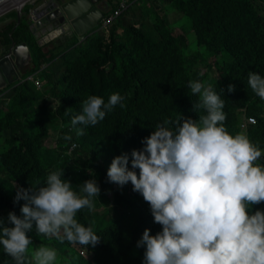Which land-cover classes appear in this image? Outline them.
Listing matches in <instances>:
<instances>
[{"label": "trees", "instance_id": "16d2710c", "mask_svg": "<svg viewBox=\"0 0 264 264\" xmlns=\"http://www.w3.org/2000/svg\"><path fill=\"white\" fill-rule=\"evenodd\" d=\"M107 1L111 3L112 10L119 5L118 0ZM158 1L144 0L142 5H153ZM200 1L173 0L178 11L196 22H206L207 29L200 44L210 47L211 51L205 53L199 63H191L188 68L174 67L179 36L162 30L163 37L157 31L158 39L144 30L124 26L121 20L110 26L108 34L88 37L81 45L78 36L73 35L63 42H53L54 48L46 52L32 34L29 12L22 16L20 23L0 34L4 38V47L28 46L31 71L45 79L52 91V98L43 99L33 83H26L12 95V108L7 110L4 99L0 101V140L3 132L11 129L7 141L10 149L8 173L5 177L0 175V218L7 221L9 212L22 216L20 209L25 201L15 200L17 190L43 186L47 175L54 170L64 169L62 179H74L78 190L84 181L95 179L100 195L114 192L115 196L114 206L102 213L94 212V219L89 217L87 208L78 211L77 221L85 227H92L101 239L95 247L63 240L66 245L57 247L62 259L57 264H85L79 255L80 249L93 252L96 264H140L145 249L137 247V241L144 230L150 229L153 236L162 231V226L154 222L150 206L143 197L141 200L133 199L126 185L113 188L115 184L107 179L108 165L94 166L84 160L82 155L87 149L83 141L75 137L71 118L80 112L81 102L88 96H101L105 102L115 92L125 97V107L115 106L103 121L88 126L85 131L90 136L108 132L112 155L127 153L130 168L132 150L143 147L141 141L154 131L157 124L165 120L175 121L180 115L196 120L204 114L202 110H192L200 98L198 94L191 93L188 84L196 81L201 67L215 70L219 73V80L213 89L225 101L226 130L233 136L246 135L264 151V99L257 96L247 83L249 71L264 76V17L256 4V1L264 3V0H205L203 5ZM156 20L155 28L166 24L161 18ZM61 49L72 50L64 61L66 65L75 67V75H65L58 83L50 66ZM212 58H215L214 64L210 62ZM229 85H234L231 92L228 91ZM8 89L1 90L0 95ZM169 97L173 99L171 107L166 104ZM250 118L257 119L255 125L249 122ZM24 122H28L27 127ZM244 123L250 127L247 134L242 130ZM50 125L58 127L56 147L61 149L41 153L39 139L49 136ZM34 133L38 136L35 137ZM65 135H70L71 140H65ZM75 144L78 148L71 155L69 151ZM77 154L80 157L76 159ZM75 159L80 165L77 168L72 166ZM123 210L133 218L128 219ZM257 210L264 211V204L253 205L250 212ZM31 240L29 263L37 245L33 236ZM0 264H14L3 245H0Z\"/></svg>", "mask_w": 264, "mask_h": 264}, {"label": "clouds", "instance_id": "9594fccd", "mask_svg": "<svg viewBox=\"0 0 264 264\" xmlns=\"http://www.w3.org/2000/svg\"><path fill=\"white\" fill-rule=\"evenodd\" d=\"M111 11L103 14L99 25ZM73 35L79 36L77 32ZM57 38L49 36L43 41L40 37L42 43L38 44L45 47ZM31 76L43 87L38 73L27 76V83L35 85ZM247 83L264 99V76L249 71ZM188 87L200 98L192 110L204 114L196 120L180 115L175 121L157 124L141 141L143 147L132 150L130 168L129 155L123 153L113 158L107 170L113 188L130 182L132 190L149 204L154 222L162 226L154 236L146 228L137 241V247L145 249L140 264H264V211L250 212L253 205L264 204V160L257 163L264 151L246 135L233 136L226 130L225 101L211 85L190 81ZM233 90L234 85H229L228 91ZM124 99L119 92L111 94L107 102L101 96H88L71 118L76 135H84L88 126L103 121L115 106L125 107ZM249 128L246 123L242 126L246 134ZM63 138L71 140L70 135ZM76 148L77 144L69 154ZM63 174L64 169L54 170L43 186L18 189L15 200L25 201L22 216L9 212L7 221L0 218V245L14 264H29L32 240L26 233L34 226L38 235L59 236L83 246L99 243L101 238L92 227L75 218L84 208L94 210L93 198L101 191L97 181H84L76 192L69 180L62 179ZM79 255L85 264H96L93 252L80 249ZM56 257L53 248L35 250L36 264H57Z\"/></svg>", "mask_w": 264, "mask_h": 264}, {"label": "rangeland", "instance_id": "374dc122", "mask_svg": "<svg viewBox=\"0 0 264 264\" xmlns=\"http://www.w3.org/2000/svg\"><path fill=\"white\" fill-rule=\"evenodd\" d=\"M48 0H36L35 2L31 3L29 8L26 10V12H29V17L31 20V26L33 25L34 21V10L40 7L43 3H45ZM59 3L63 0H57ZM119 1V0H118ZM205 2V0L200 1V3ZM65 2V1H64ZM64 2L60 3L63 4ZM102 0H99L96 3V7L100 8L101 12L104 14L106 10L111 9V3H109L110 7H107L106 3ZM258 11L261 14V16L264 17V3L260 1H256ZM203 5V3H202ZM203 8V7H202ZM25 13H22V16H24ZM204 12V9H203ZM205 14V13H204ZM206 15V14H205ZM156 18H161L162 20L166 21V24L158 27L156 25V28L154 27V23L157 24ZM121 20L124 26H131L135 27L140 30H144L148 32V34H152L155 38L160 39V35L163 37L164 32L162 30H168L172 32V34L175 36L180 37L179 46L177 47L178 52L173 58L174 67L179 65L185 68H188L190 64L199 63L200 59L205 55V53L210 52V47H203L200 44V40L202 36L205 34V31L207 27H205L206 22H196L194 19L192 20L191 17L186 16L184 13L178 11V9L173 5V0H161L160 2H157L153 5H146L143 7V5L139 8L137 11H133L129 15H125L123 17H120V19L115 20L109 25H101L94 30L88 32V34H85L84 36H78V39L81 40V45L88 37H91L93 35L98 34H108V31L110 29V26L114 24L116 21ZM19 21V13L18 11L11 12L8 15L2 17L0 19V34L2 32L7 31L9 28L14 26ZM168 28V29H167ZM160 32V35H158V32ZM119 32H122L121 30ZM79 35V34H78ZM3 39L0 36V60L5 58L9 52L12 50V48L4 47L3 45ZM39 44L42 43L40 37H37ZM46 38L43 39L45 41ZM54 46L52 44L46 45L44 47L45 52L47 50H52ZM61 53L55 60L53 64H51L50 69L53 73V77L56 82H61L63 79V76L65 75H75V67L72 65H66L64 58L68 56L72 50H65L61 49ZM218 61V60H217ZM210 62L214 64L215 58L210 59ZM219 62V61H218ZM31 61L30 57L28 61L25 63L24 68L20 70V74L22 75V79L19 76V73L11 75L12 80L17 81L13 84L7 83V85H4L3 87H0L1 90H5L9 88L6 92H2L0 95V101H3L4 104L7 107V110L13 107L14 101L12 100V95L16 94L18 91V88L21 84H26L25 78L29 76L30 74L34 73L31 71ZM196 81H200L205 86L211 85L212 87L218 82L219 80V73L215 70L210 71L206 68L201 67L199 69V73L197 74V77L195 78ZM43 81V87L42 90H37L38 92L42 93V98H52V91L45 79ZM32 85V83H31ZM116 93V92H115ZM5 96V98H3ZM7 96V98H6ZM36 104V103H35ZM57 104V102H56ZM55 104V105H56ZM168 106L171 107L173 105V99L169 97L168 101L166 102ZM53 105V106H55ZM19 120H17V123ZM24 126H28V122H24ZM49 136L46 138H40V151L41 153L48 152L52 153L54 150L61 149L60 147H56V141L59 137V132L57 131L58 127L56 125H50L49 127ZM11 135V129H7L3 132L2 138L0 140V175L2 177H5L7 172V158L10 154V149L7 146V141L10 138ZM34 136L37 137V133H34ZM76 138H80L84 145L85 149H87L86 154H83L82 156L85 157V161L89 164H92L94 166H104L105 164L110 166L114 156L112 155V151L110 148V141H109V133L108 132H101L94 136H90L86 131L85 134L82 136L75 135ZM98 153V155H97ZM76 157L79 158L80 154H77ZM96 156H98L96 158ZM75 161L72 162V166L74 168H77L80 166L79 163H76ZM264 160V152H262V158L257 161V163H263ZM139 175V172H137ZM72 183V190L79 192L77 189L78 184L72 179L70 181ZM127 192L132 196L133 199L141 200L142 195H140L137 192H134L132 190V185L129 182L126 184ZM122 195V192H121ZM132 200V199H131ZM94 202V210L89 211V217L94 219L93 214L94 212L102 213L105 212L107 209H110L114 206L115 203V196L114 192L107 193L105 195H99L98 198H93ZM125 212V210H123ZM126 213V212H125ZM127 214V213H126ZM128 219H132L133 215L127 214ZM28 236H33L36 241L37 245L33 248V253L30 257V263L29 264H36V261L34 259L35 256V250L41 246L53 248L57 252L56 259L60 262L62 261L61 256L59 255V250L57 247H63V245H66L65 242L61 241L59 236H52V237H45L42 235H38L35 231V228H33L32 231L26 233ZM47 239V240H45ZM46 243V244H45Z\"/></svg>", "mask_w": 264, "mask_h": 264}, {"label": "water", "instance_id": "95a60500", "mask_svg": "<svg viewBox=\"0 0 264 264\" xmlns=\"http://www.w3.org/2000/svg\"><path fill=\"white\" fill-rule=\"evenodd\" d=\"M35 1L36 0H0V19L11 12L18 11L20 23L22 13H25L30 4ZM76 1L79 0H63L62 2L64 3L60 4L62 3L61 1L59 3L57 0H48L35 9L34 23L30 28L33 34L37 37L47 38L52 36L53 32L60 29L59 34L55 37L73 36L75 32H77L79 36H84L97 28L103 16L100 8L95 6L99 0H81L80 3L75 5L74 2ZM85 1L89 2L88 6ZM86 7H88V10H85ZM91 10L97 11L99 17L89 29L80 32L75 23L82 20V18H87L86 15ZM37 23L39 26H37ZM30 56V51L26 44L13 46L9 54L0 60V87L7 85V83L13 84L17 81V79L12 80L10 78L11 75L19 73L20 76V70L24 68Z\"/></svg>", "mask_w": 264, "mask_h": 264}, {"label": "built area", "instance_id": "2783aa9c", "mask_svg": "<svg viewBox=\"0 0 264 264\" xmlns=\"http://www.w3.org/2000/svg\"><path fill=\"white\" fill-rule=\"evenodd\" d=\"M144 0H119V5L116 9L111 11L107 16L106 19L103 22V25H109L115 20H117L119 17H122L124 15H127L128 13H131L132 10L135 8L139 7L140 3L143 2ZM30 81L34 82L35 85L41 89L42 88V83L40 80H35L34 76H31L29 78ZM250 123H255L257 122L256 118H250L249 119ZM248 126V123H247ZM246 127V126H245ZM244 127V128H245Z\"/></svg>", "mask_w": 264, "mask_h": 264}, {"label": "bare ground", "instance_id": "6f19581e", "mask_svg": "<svg viewBox=\"0 0 264 264\" xmlns=\"http://www.w3.org/2000/svg\"><path fill=\"white\" fill-rule=\"evenodd\" d=\"M80 1L81 0L74 2L75 5L80 3ZM85 3H86L87 6L89 5L88 1H85ZM85 10H88V7H86ZM86 16H87V18H85V19L82 18V20L77 21L75 23L76 27L79 29L80 32H84L85 30L89 29L93 25L95 20L99 17V13L97 11H92L91 10V11H89V13ZM37 26H39V24ZM63 28H65V27H63ZM59 32H60V29H58L57 31L53 32L52 37H54L57 34H59Z\"/></svg>", "mask_w": 264, "mask_h": 264}, {"label": "crops", "instance_id": "0c3cea01", "mask_svg": "<svg viewBox=\"0 0 264 264\" xmlns=\"http://www.w3.org/2000/svg\"><path fill=\"white\" fill-rule=\"evenodd\" d=\"M103 2H105L106 3V5H107V7H110V5H109V2L107 1V0H102ZM161 1V0H160ZM160 1H158V2H160ZM104 3V4H105ZM108 10H106V12H107ZM106 12H105V14H106ZM38 34H39V32H38ZM74 36H76V35H74ZM73 37V36H72ZM71 36H61V37H58L57 38V43H59V42H63V41H65L66 39H69V38H72ZM50 44H52V43H49V45Z\"/></svg>", "mask_w": 264, "mask_h": 264}]
</instances>
